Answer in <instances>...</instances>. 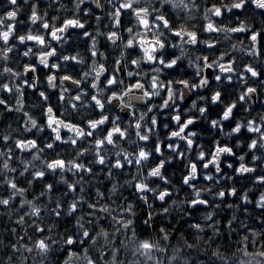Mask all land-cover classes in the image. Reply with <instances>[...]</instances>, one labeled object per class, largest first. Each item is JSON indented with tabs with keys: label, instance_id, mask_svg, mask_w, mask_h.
<instances>
[{
	"label": "snow or ice",
	"instance_id": "obj_1",
	"mask_svg": "<svg viewBox=\"0 0 264 264\" xmlns=\"http://www.w3.org/2000/svg\"><path fill=\"white\" fill-rule=\"evenodd\" d=\"M0 264H264V0H0Z\"/></svg>",
	"mask_w": 264,
	"mask_h": 264
}]
</instances>
